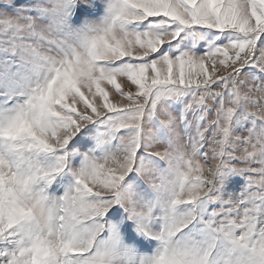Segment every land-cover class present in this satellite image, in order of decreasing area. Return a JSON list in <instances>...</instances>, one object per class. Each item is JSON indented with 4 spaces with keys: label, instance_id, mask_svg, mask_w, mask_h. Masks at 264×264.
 I'll return each mask as SVG.
<instances>
[{
    "label": "snow or ice",
    "instance_id": "6c2138e0",
    "mask_svg": "<svg viewBox=\"0 0 264 264\" xmlns=\"http://www.w3.org/2000/svg\"><path fill=\"white\" fill-rule=\"evenodd\" d=\"M0 264H264V0H0Z\"/></svg>",
    "mask_w": 264,
    "mask_h": 264
},
{
    "label": "rangeland",
    "instance_id": "374dc122",
    "mask_svg": "<svg viewBox=\"0 0 264 264\" xmlns=\"http://www.w3.org/2000/svg\"><path fill=\"white\" fill-rule=\"evenodd\" d=\"M69 183H70V177H69L68 181H66L65 184L61 186V188H60L61 193L67 188Z\"/></svg>",
    "mask_w": 264,
    "mask_h": 264
}]
</instances>
